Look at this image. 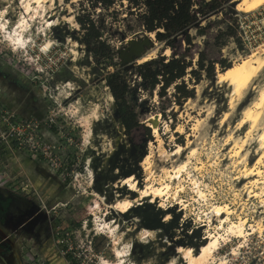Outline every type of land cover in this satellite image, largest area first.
Returning a JSON list of instances; mask_svg holds the SVG:
<instances>
[{
    "label": "rangeland",
    "instance_id": "374dc122",
    "mask_svg": "<svg viewBox=\"0 0 264 264\" xmlns=\"http://www.w3.org/2000/svg\"><path fill=\"white\" fill-rule=\"evenodd\" d=\"M22 1L0 0V22L7 31L30 18ZM228 3L202 22L210 26L202 34L190 28L174 37L172 48L142 28L140 17L149 12L127 7L126 0L109 9H91L87 0H43L22 31L20 46L0 30V69L22 85L9 92L0 83V187L17 189L19 202L44 212L39 218L44 245L30 246L25 260L15 264L115 262L116 249L124 255L122 264H184L178 247L196 253L209 234L218 237V245L208 264H264V144L257 139L264 107L254 125L240 123L264 85V65L240 94H232L227 82L202 75L192 84L194 97L180 105L171 101V87L159 97L157 89L143 86L135 69L146 54L150 59L174 53L196 68L200 52L207 61L233 64L259 50L264 5L240 11L237 0ZM77 13L90 14L100 27L107 57L88 51ZM229 23L235 35L222 36L220 45L216 37ZM141 40L146 43L140 57L123 61L120 51ZM115 70L128 86L127 101L140 123L129 135L106 83ZM214 70H220L218 63ZM150 115L156 133L148 126ZM178 146L179 153L172 154ZM146 156L149 168L141 164ZM244 167L260 174L244 177ZM128 176L140 190L167 184V191L119 213L112 207L116 193L135 194L120 187ZM254 179L263 183H250ZM213 205L229 210L221 227ZM229 222L241 223V235L230 234ZM5 227L12 232L8 223Z\"/></svg>",
    "mask_w": 264,
    "mask_h": 264
},
{
    "label": "trees",
    "instance_id": "16d2710c",
    "mask_svg": "<svg viewBox=\"0 0 264 264\" xmlns=\"http://www.w3.org/2000/svg\"><path fill=\"white\" fill-rule=\"evenodd\" d=\"M116 0H87L91 9L101 7L109 9ZM229 0H126L129 8H145L149 15L140 17L142 28L149 33H154L158 41L165 42L167 47H173L172 41L175 36L186 34L190 28H194L199 34L209 26L208 23L202 25L209 16L222 13L224 5H228ZM232 5V3L230 2ZM75 20L83 31V40L87 49L93 55L107 57L109 54V45L101 39L102 31L97 23L88 13H82L75 16ZM216 37L217 42L223 45L219 39L223 36L232 37L235 35V29L232 24H227L225 29H221ZM208 62V63H207ZM215 63H218L220 70L230 67L231 64L224 59L219 61H207L203 52L198 54L197 66L192 68L189 61L185 58H179L173 53L170 57L160 55L141 61L135 67L143 86L154 91L157 89L159 97H164L168 88H172L170 93L172 102L178 105L189 98L194 97V87L192 84L198 83L203 75L207 79H214L216 72ZM202 73V74H201ZM188 78H185L187 77ZM106 83L110 89L111 95L116 101L117 114L124 128V133L129 135L131 130L140 123L137 119V113L127 101L128 86L117 70L106 75ZM191 83V84H190ZM164 113V110L161 111ZM147 129V138L150 139L149 128ZM143 154L139 155V159Z\"/></svg>",
    "mask_w": 264,
    "mask_h": 264
},
{
    "label": "bare ground",
    "instance_id": "6f19581e",
    "mask_svg": "<svg viewBox=\"0 0 264 264\" xmlns=\"http://www.w3.org/2000/svg\"><path fill=\"white\" fill-rule=\"evenodd\" d=\"M42 2L43 0H23L22 1V4H23L22 8L24 10L23 13L28 14L30 16L29 19L31 20L33 17L32 12H36L39 8H41ZM262 5H264V0H237L236 9L240 11H250V10L257 9L261 7ZM39 14L41 15V13ZM29 19H23V17L22 19H19L16 22L15 31H10V29L7 31L5 24L0 22V30L4 32L5 36H7L9 41L14 46H18L19 44H22L24 42L21 33L22 31H25V29L28 28L25 26H27ZM48 25H50V23H48ZM164 53L168 54L169 49L166 48ZM149 57L150 56L148 54L143 55L142 58L140 59V62L149 59ZM263 65H264V46H261L259 50L254 51L250 56L247 55L246 57L241 58L240 61L234 62L233 64H231L230 67H227L223 70H218L216 72L215 78L217 79V82L219 83L227 82L232 88V91H231L232 94H240V92L245 87H247L248 84L253 80V78L255 77V75L258 73V71L261 69ZM257 92H258L257 99H255V101L252 103V106H250L249 108L243 111L244 115L240 123H242L243 121L249 120L251 124L250 126H252L255 124V122L259 118L258 111H261L264 107V85L259 87ZM147 119H148V126H150L153 129V133H156L157 132L156 118H154L153 115H150L149 118ZM257 139H259L260 146L262 147V145L264 144V128L261 131L259 138ZM180 149H181L180 146H178L172 152V154L179 153ZM258 161H259V158H257L256 162ZM148 163H149L148 156H146L141 164L145 168H149L147 167ZM184 164L178 166L175 169L174 176L172 178L179 176V172L184 168ZM255 174L256 175L260 174L258 169L255 170L254 168L250 167V168H245L242 170V175L244 177L254 176ZM257 179L252 180L250 183L252 184L263 183L261 181H258ZM120 183H121L120 187L127 186L128 191H132L135 194L133 197L130 195L119 197L120 194L116 193L112 207L116 209L119 213H125L129 211L130 209H132L134 206H138L140 203L144 201L145 198H148V202H152L156 200V198H160L166 193L167 187H168L167 184H163L164 187L146 185L143 189L140 190L137 187L136 180H134L132 176H128V177H124L120 179ZM158 206L161 207L162 206L161 203H159ZM212 211L216 216L219 217L220 227L222 226L224 222L229 220L228 218L229 210L226 207L219 206V205H213ZM168 218H169V215H166L164 218V221L167 220ZM228 230L231 232L230 234H232L233 232H236V234L241 235L242 233L241 223L229 222ZM217 238L218 237L216 235L209 234L206 237L207 241L200 246L199 250L196 253H194L191 247H184V246L183 247L179 246L177 249V252L182 253V257L185 260L184 264H208L209 260H211L213 257L214 250L217 249V245H218ZM114 254H115V260H116L115 262H110L108 260H102L100 263L101 264H122L123 262L122 258L124 257L123 253H121L120 250L116 249Z\"/></svg>",
    "mask_w": 264,
    "mask_h": 264
},
{
    "label": "flooded vegetation",
    "instance_id": "af4514ba",
    "mask_svg": "<svg viewBox=\"0 0 264 264\" xmlns=\"http://www.w3.org/2000/svg\"><path fill=\"white\" fill-rule=\"evenodd\" d=\"M0 80L1 85H4L9 92L21 83L9 77L1 69ZM16 196L17 189L11 186L6 189L0 187V264H15L16 260L24 261L27 248L30 246L32 248L33 245H36L35 248L41 244L44 245L42 243L44 240L43 229L42 232L39 231V227L43 228L42 223L44 222L39 218L44 216V212L37 210L34 205L30 206L28 203L19 202ZM34 209H36L35 214H33ZM7 223L13 229L10 233L6 231ZM46 237L49 238L47 235Z\"/></svg>",
    "mask_w": 264,
    "mask_h": 264
},
{
    "label": "water",
    "instance_id": "95a60500",
    "mask_svg": "<svg viewBox=\"0 0 264 264\" xmlns=\"http://www.w3.org/2000/svg\"><path fill=\"white\" fill-rule=\"evenodd\" d=\"M144 43L146 42L142 40L139 42L135 41L134 43L130 44L128 51H120V57L124 59L123 61L131 60L134 57H136V59L139 58V54L144 48Z\"/></svg>",
    "mask_w": 264,
    "mask_h": 264
}]
</instances>
